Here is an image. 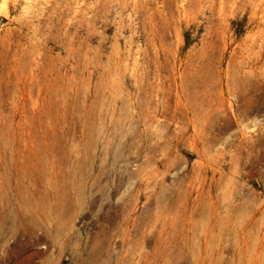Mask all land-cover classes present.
I'll list each match as a JSON object with an SVG mask.
<instances>
[{
  "label": "rangeland",
  "instance_id": "1",
  "mask_svg": "<svg viewBox=\"0 0 264 264\" xmlns=\"http://www.w3.org/2000/svg\"><path fill=\"white\" fill-rule=\"evenodd\" d=\"M0 264H264V0H0Z\"/></svg>",
  "mask_w": 264,
  "mask_h": 264
}]
</instances>
